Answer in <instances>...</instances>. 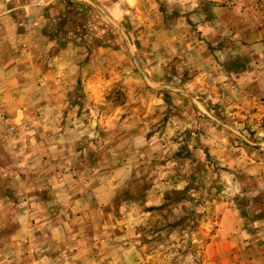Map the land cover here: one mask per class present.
I'll return each instance as SVG.
<instances>
[{"label": "rangeland", "instance_id": "obj_1", "mask_svg": "<svg viewBox=\"0 0 264 264\" xmlns=\"http://www.w3.org/2000/svg\"><path fill=\"white\" fill-rule=\"evenodd\" d=\"M263 30L264 0L0 3V264H264Z\"/></svg>", "mask_w": 264, "mask_h": 264}, {"label": "crops", "instance_id": "obj_2", "mask_svg": "<svg viewBox=\"0 0 264 264\" xmlns=\"http://www.w3.org/2000/svg\"><path fill=\"white\" fill-rule=\"evenodd\" d=\"M8 1H9V0H3V1H1L0 3L3 4V3L8 2ZM4 14H5V13H4ZM4 14H3V15H4ZM4 16H5V15H4ZM3 18H4V19H3ZM2 19L5 20L6 18H5V17H2ZM259 34H260L261 37L263 38V37H264V30H263L262 32H260ZM262 40H263V39H262ZM255 41L261 42V38L258 39V40H255ZM255 41H254V42H255ZM255 43H256V42H255ZM260 46L262 47L263 45L260 43Z\"/></svg>", "mask_w": 264, "mask_h": 264}]
</instances>
